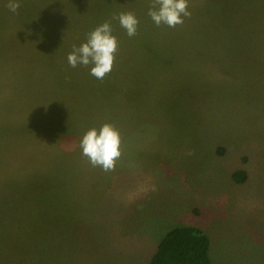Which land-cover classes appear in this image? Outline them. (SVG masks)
<instances>
[{
  "label": "rangeland",
  "instance_id": "obj_1",
  "mask_svg": "<svg viewBox=\"0 0 264 264\" xmlns=\"http://www.w3.org/2000/svg\"><path fill=\"white\" fill-rule=\"evenodd\" d=\"M20 2L0 0V264H149L179 226L213 264H264V0H188L175 28L153 0ZM105 22L119 48L99 80L67 57ZM106 123L111 172L80 147Z\"/></svg>",
  "mask_w": 264,
  "mask_h": 264
},
{
  "label": "clouds",
  "instance_id": "obj_2",
  "mask_svg": "<svg viewBox=\"0 0 264 264\" xmlns=\"http://www.w3.org/2000/svg\"><path fill=\"white\" fill-rule=\"evenodd\" d=\"M6 7L17 13L21 8L20 0H8ZM148 16L157 27L166 25L175 28L184 23L183 17H190L188 0H153ZM118 19L129 37L137 34L139 20L132 12L120 13ZM119 48L118 39L112 34L110 22L97 26L88 34L87 42L79 47L73 46L68 55V64L75 68L78 65H91L90 75L103 80L114 67L115 54ZM121 135L111 124H104L99 130L93 128L83 136L80 147L93 167H100L105 172L115 171L116 163L120 159Z\"/></svg>",
  "mask_w": 264,
  "mask_h": 264
},
{
  "label": "trees",
  "instance_id": "obj_3",
  "mask_svg": "<svg viewBox=\"0 0 264 264\" xmlns=\"http://www.w3.org/2000/svg\"><path fill=\"white\" fill-rule=\"evenodd\" d=\"M233 180L244 184L247 174L242 170L235 171ZM210 247V240L201 229L195 226L175 227L160 241L149 264H213Z\"/></svg>",
  "mask_w": 264,
  "mask_h": 264
}]
</instances>
